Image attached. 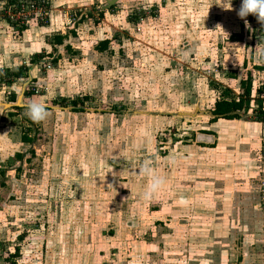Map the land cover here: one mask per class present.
<instances>
[{
  "label": "rangeland",
  "instance_id": "obj_1",
  "mask_svg": "<svg viewBox=\"0 0 264 264\" xmlns=\"http://www.w3.org/2000/svg\"><path fill=\"white\" fill-rule=\"evenodd\" d=\"M220 2L117 0L100 31L106 51L52 46L38 64L0 15V103L11 105L0 108V264H264V123L253 120L264 24L239 17L242 0ZM99 6L62 8L66 31L84 17L79 32L92 36L108 0ZM21 62L29 77L9 83ZM248 74L246 119L213 122L222 93L242 94ZM12 93L47 118L33 122ZM146 158L165 181L147 200Z\"/></svg>",
  "mask_w": 264,
  "mask_h": 264
},
{
  "label": "crops",
  "instance_id": "obj_2",
  "mask_svg": "<svg viewBox=\"0 0 264 264\" xmlns=\"http://www.w3.org/2000/svg\"><path fill=\"white\" fill-rule=\"evenodd\" d=\"M103 1L104 0H53V2H54V4H53V16L51 18L50 24L47 26H43V25L34 23L30 27H28L23 32V34L21 33V35L19 37H21L20 43L23 44V46L19 49V53L23 52L24 54L27 55L24 57L32 56V58L36 54L46 53V51L49 48H51L52 46H54V47L56 46L52 42L53 41L52 39L54 36H58V35H62L65 37V44L62 47H64L65 49H66L65 46L71 47V50H68V51L66 50L70 56L71 55H77V56L83 55L86 48H89V46H91L90 48H92L95 53H98V52L103 53L104 51L100 50V45L102 42H107V41H105L104 37L103 38L101 37L100 31L103 29V27H105V25L108 24L107 22L110 21V19H114L117 16H119V15L115 14L116 6L112 10L109 7L107 13L104 12L103 8L100 10L99 20L102 21V23L100 24L101 28H99L98 30H95V32L92 33L93 34L92 36L87 35L86 38L84 36H81V33L79 32V31H81L80 29H81V27H83V25L85 23L83 22V23L77 24V25H75V29H72L73 31L70 32V30H69L67 32L66 30H68L70 27H68L66 25V19L61 12L62 8H66V6L69 8L70 7L71 8L89 7V9H93L94 11L96 9L99 10V7H100L99 5ZM101 12H102V14H101ZM13 29H14V33H15L16 30H15V28H13ZM105 31H107V30H105ZM111 31H113V33H114L116 30L111 28ZM99 35H100V38H98ZM49 39H51V40H49ZM49 41H50V43H49ZM97 41H100V43L98 44L97 47H95V43ZM108 42H109V40H108ZM23 47H24V49H23ZM5 55L7 57L8 53H6ZM42 55H44V54H42ZM23 64H25V63H22L20 65H23ZM57 64H55L54 69L52 68V70H49V72L52 71L51 73L55 75L54 77H56L59 70L62 71L59 64L58 65ZM66 65H68V62H65L63 67H65ZM35 70H37V68ZM244 119H246V118H241L239 120H244ZM221 121L233 123L234 120L221 119Z\"/></svg>",
  "mask_w": 264,
  "mask_h": 264
},
{
  "label": "trees",
  "instance_id": "obj_3",
  "mask_svg": "<svg viewBox=\"0 0 264 264\" xmlns=\"http://www.w3.org/2000/svg\"><path fill=\"white\" fill-rule=\"evenodd\" d=\"M116 5H112L110 9H113ZM102 14V12H101ZM250 17H253V15L250 14ZM84 17L79 20V23H83ZM15 30L18 31L20 34L23 33L27 27H19L16 25H13ZM56 46H63L65 44V37L62 35L54 36L52 41ZM109 45V42H102L100 45V50L105 51L107 50ZM66 50H71L70 46H65ZM44 55L42 54H36L33 56L31 60V64H38L42 61ZM53 63H55L57 60L53 59ZM29 66L22 65L20 66L15 72L11 73V75L8 77L7 81L11 84L16 82L17 80H22L29 77ZM241 88H242V94L239 96H236L235 94L231 95V93L228 91V94L222 93V97L219 98V100L215 103L214 110L212 114L215 117L213 119V122L218 121L219 119H226V120H239L241 119V116L238 114H234L235 112H241L245 111L248 112V110L251 108V104L253 102V77L251 74H248L247 78L245 80L241 81ZM34 94V92H29L27 95ZM230 93V95H229ZM232 96V97H231ZM18 96L15 93L11 94V97L9 98V102H15L17 100ZM86 99H76L72 101V110L73 112H84V101ZM258 108L254 110V117L253 120L258 123H264V101L259 100L257 101ZM19 109L20 107H16ZM24 140L26 142H33L34 139L30 137H25ZM18 158L22 159L23 154H18ZM19 249L17 248V254L13 255V257L19 256L18 254Z\"/></svg>",
  "mask_w": 264,
  "mask_h": 264
},
{
  "label": "clouds",
  "instance_id": "obj_4",
  "mask_svg": "<svg viewBox=\"0 0 264 264\" xmlns=\"http://www.w3.org/2000/svg\"><path fill=\"white\" fill-rule=\"evenodd\" d=\"M225 9L232 8V0H221L219 3ZM254 15L259 22L264 24V0H242L241 6L238 11L239 17L246 18L248 15ZM247 23V21H245ZM17 106L22 107L25 111L24 114L33 122H41L48 116L46 106L36 99L25 98L23 95L19 96L15 101ZM10 104L0 103V108L10 107ZM2 113V112H0ZM138 175L147 176L148 183L144 198L151 199L164 185V179L157 175L152 167V159L146 158L138 168Z\"/></svg>",
  "mask_w": 264,
  "mask_h": 264
},
{
  "label": "built area",
  "instance_id": "obj_5",
  "mask_svg": "<svg viewBox=\"0 0 264 264\" xmlns=\"http://www.w3.org/2000/svg\"><path fill=\"white\" fill-rule=\"evenodd\" d=\"M2 3L4 6L0 11L4 12H0V15L5 16L13 25L29 27L32 18L40 25L46 26L50 22L48 0H0V5Z\"/></svg>",
  "mask_w": 264,
  "mask_h": 264
},
{
  "label": "water",
  "instance_id": "obj_6",
  "mask_svg": "<svg viewBox=\"0 0 264 264\" xmlns=\"http://www.w3.org/2000/svg\"><path fill=\"white\" fill-rule=\"evenodd\" d=\"M116 1H117V0H109V1H108V2H109V6H108V8L111 7L112 5H114V4L116 3ZM18 107H20V106H18ZM234 114H238V115H240L241 118H246L245 116H243V113H242V112H235ZM182 115H184V116H192V115L196 116V113H193V114H186V113H183ZM211 116L216 117V116H214L213 114H211Z\"/></svg>",
  "mask_w": 264,
  "mask_h": 264
}]
</instances>
